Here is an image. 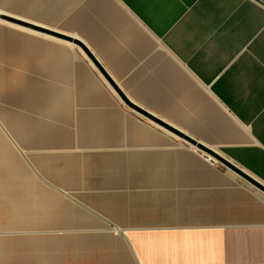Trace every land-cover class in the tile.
Wrapping results in <instances>:
<instances>
[{
    "label": "crops",
    "instance_id": "1",
    "mask_svg": "<svg viewBox=\"0 0 264 264\" xmlns=\"http://www.w3.org/2000/svg\"><path fill=\"white\" fill-rule=\"evenodd\" d=\"M0 16V264H264V0Z\"/></svg>",
    "mask_w": 264,
    "mask_h": 264
},
{
    "label": "water",
    "instance_id": "2",
    "mask_svg": "<svg viewBox=\"0 0 264 264\" xmlns=\"http://www.w3.org/2000/svg\"><path fill=\"white\" fill-rule=\"evenodd\" d=\"M0 19L4 20V21H7V22H10V23L13 22L12 19H9V18H6V17H2V16H0ZM206 152H207L208 155H210L216 161H218L219 163H221L222 165H224L225 167H227L228 169H230L231 171L236 173L238 176L243 178L245 181H247L249 184H251L253 187H255L257 190L261 191L264 194V187L263 186H261L260 184L256 183L250 177H248L247 175L242 173L240 170H238L237 168H235L234 166H232L230 163L226 162L225 160H223L219 156L215 155L214 153H211L209 151H206Z\"/></svg>",
    "mask_w": 264,
    "mask_h": 264
},
{
    "label": "rangeland",
    "instance_id": "3",
    "mask_svg": "<svg viewBox=\"0 0 264 264\" xmlns=\"http://www.w3.org/2000/svg\"><path fill=\"white\" fill-rule=\"evenodd\" d=\"M260 193H261V197H262V203H261V205H262V208H264V194L261 191H260Z\"/></svg>",
    "mask_w": 264,
    "mask_h": 264
}]
</instances>
